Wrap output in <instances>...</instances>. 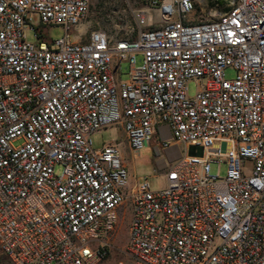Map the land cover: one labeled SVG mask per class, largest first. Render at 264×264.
Wrapping results in <instances>:
<instances>
[{"label":"built area","instance_id":"2783aa9c","mask_svg":"<svg viewBox=\"0 0 264 264\" xmlns=\"http://www.w3.org/2000/svg\"><path fill=\"white\" fill-rule=\"evenodd\" d=\"M92 1L0 0L6 264L100 263L126 199L114 264H264V0L215 1L207 16L204 0H133L145 5L111 27L91 22ZM34 15L64 34L45 40ZM123 60L129 75L117 79ZM192 78L201 86L190 95ZM118 122L133 150L162 140L165 186L129 183L115 140L93 146Z\"/></svg>","mask_w":264,"mask_h":264},{"label":"rangeland","instance_id":"374dc122","mask_svg":"<svg viewBox=\"0 0 264 264\" xmlns=\"http://www.w3.org/2000/svg\"><path fill=\"white\" fill-rule=\"evenodd\" d=\"M145 5L144 1H131L129 6L122 2H114L113 0H93L90 6L89 19L92 23L99 21L100 23L111 27L112 24L123 17L127 20H133L132 8ZM125 7V11L121 13L119 10ZM197 13L200 16H207L208 13L214 12V4L210 0L198 2L196 5ZM218 9H220L218 7ZM125 14V15H123ZM34 23L37 29L42 33L43 38L49 42L62 36L65 29L60 24H41L36 15L33 16ZM25 37L29 41H35L33 29L25 30ZM142 62V54L136 53V64ZM113 72L117 79H126L129 75L130 64L129 61L123 60L121 62H113ZM234 70L228 67L225 70V76L231 77ZM200 80L192 78L187 82L188 93L193 95L198 87H200ZM93 146H101L104 142L115 140L120 149V155L123 160V165L126 167L129 175V183L134 180H143L144 175H148V181L152 189H157L165 186L166 178L163 173L162 166L159 165L158 160L165 157V152L162 146V140L157 134L152 136L150 142L145 143L138 150H133L127 143V137L123 127V123L118 122L106 127H103L92 134ZM160 148V153L156 152L155 147ZM62 166L57 164L55 171L59 172ZM225 162H221L220 175L225 174ZM218 170V162L210 161V172L216 173ZM129 199L124 202V209L120 212L119 221L112 237V249L108 256L98 264H114L117 259L124 257V252L120 248H124L128 242V220H129ZM6 258L0 251V264H6Z\"/></svg>","mask_w":264,"mask_h":264},{"label":"trees","instance_id":"16d2710c","mask_svg":"<svg viewBox=\"0 0 264 264\" xmlns=\"http://www.w3.org/2000/svg\"><path fill=\"white\" fill-rule=\"evenodd\" d=\"M219 2L220 4H222L225 0H210V2Z\"/></svg>","mask_w":264,"mask_h":264},{"label":"crops","instance_id":"0c3cea01","mask_svg":"<svg viewBox=\"0 0 264 264\" xmlns=\"http://www.w3.org/2000/svg\"><path fill=\"white\" fill-rule=\"evenodd\" d=\"M168 135H169V131H168ZM175 148H176V152H178L177 147H174V150H175ZM158 163H160V160H158Z\"/></svg>","mask_w":264,"mask_h":264}]
</instances>
